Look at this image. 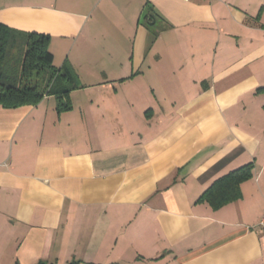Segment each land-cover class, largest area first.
<instances>
[{
	"label": "crops",
	"instance_id": "1",
	"mask_svg": "<svg viewBox=\"0 0 264 264\" xmlns=\"http://www.w3.org/2000/svg\"><path fill=\"white\" fill-rule=\"evenodd\" d=\"M0 22L80 84L0 106V264H264V0H0Z\"/></svg>",
	"mask_w": 264,
	"mask_h": 264
},
{
	"label": "trees",
	"instance_id": "2",
	"mask_svg": "<svg viewBox=\"0 0 264 264\" xmlns=\"http://www.w3.org/2000/svg\"><path fill=\"white\" fill-rule=\"evenodd\" d=\"M49 40L47 34L16 31L0 22V106L35 105L45 95L52 94L58 109L70 107L68 95L80 85L79 80L70 67L53 64ZM13 59L17 71H12ZM249 169L250 164H246L218 178L203 196L219 199L217 204L235 198L237 186L250 174ZM68 264L90 263L73 260Z\"/></svg>",
	"mask_w": 264,
	"mask_h": 264
},
{
	"label": "built area",
	"instance_id": "3",
	"mask_svg": "<svg viewBox=\"0 0 264 264\" xmlns=\"http://www.w3.org/2000/svg\"><path fill=\"white\" fill-rule=\"evenodd\" d=\"M257 226L261 231V240L264 242V214H262V216L260 217Z\"/></svg>",
	"mask_w": 264,
	"mask_h": 264
},
{
	"label": "rangeland",
	"instance_id": "4",
	"mask_svg": "<svg viewBox=\"0 0 264 264\" xmlns=\"http://www.w3.org/2000/svg\"><path fill=\"white\" fill-rule=\"evenodd\" d=\"M12 71H17V64H16V61L14 59H13V62H12Z\"/></svg>",
	"mask_w": 264,
	"mask_h": 264
}]
</instances>
